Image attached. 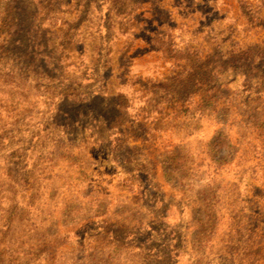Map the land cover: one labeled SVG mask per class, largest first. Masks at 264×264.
I'll return each mask as SVG.
<instances>
[{
    "label": "rangeland",
    "instance_id": "1",
    "mask_svg": "<svg viewBox=\"0 0 264 264\" xmlns=\"http://www.w3.org/2000/svg\"><path fill=\"white\" fill-rule=\"evenodd\" d=\"M14 1L0 0V44L8 16L34 32L76 17H52L51 0ZM73 1L91 4L82 36L92 51L85 26L96 27L103 0ZM186 7L202 24L191 20L182 35L175 29L171 42L179 49L192 41L210 62L231 65L237 0H187ZM217 18L224 19L206 28ZM196 34L207 39L194 41ZM239 34L235 42L264 48V29ZM144 47L133 44L128 75L117 55L113 77L105 74L110 103L100 109L113 120H84L79 134L54 118L57 86L36 84L29 60L15 64L21 50L0 52V264H264V66L213 76L214 92L196 88L188 105H168L158 86L174 62ZM89 57L79 61L85 68L63 71L77 94L92 91ZM247 79L257 90H244Z\"/></svg>",
    "mask_w": 264,
    "mask_h": 264
},
{
    "label": "trees",
    "instance_id": "2",
    "mask_svg": "<svg viewBox=\"0 0 264 264\" xmlns=\"http://www.w3.org/2000/svg\"><path fill=\"white\" fill-rule=\"evenodd\" d=\"M261 1L262 3L256 6L248 0H237V13L231 19L225 15V18H228L235 27L229 28L228 41L233 43L234 51L229 54L232 64L228 66L225 63L210 62L211 55L205 54L204 49L200 51V47L193 46L192 41L184 42L185 46L179 49L173 41L171 42L170 39L175 29L180 28V35H182L185 29H190L188 23L191 20H197L193 19L194 14H200L186 7L187 0H178L177 5L169 4L167 0H110L111 5H107L106 8L104 6L108 4V1L103 0V5L95 11L96 27L85 26V30H89V34L95 37L96 42L92 51H89L85 43L86 39L82 36L83 24L92 11L91 4L86 10L85 5L82 6L76 2L73 4V0H51V7L54 8L52 13L50 11L52 17L72 11L75 12L76 17L72 20L66 19L63 23L57 19L55 22L53 20V25L46 32L39 30L41 27L39 24L34 32L32 27H26L24 22L8 16L2 23L5 30L1 32L5 34V39L0 44V52L8 51V48L13 46L21 50L22 59L19 57L13 62L17 64L20 60L19 65L22 64L25 67L28 66L26 60H29L31 63L29 67L34 69L33 78L36 84L46 81L47 86H57L59 93L54 95V98L58 100V106L54 118L62 126L64 132L79 134L82 132L79 125L83 124L84 120L92 118H96L99 122L105 119L113 120L112 114L100 109L101 105L108 109V103H110V100H107L108 97L104 96L109 84L105 83V74L108 73L106 80L113 77L116 55L120 57L117 65L119 71L124 72L123 75L129 74V52L136 42L147 44L148 47H144L143 52L161 53L164 58L174 62L175 72L158 86L163 90L164 100L168 102V105H188V102L192 101V96L196 94V88L198 91L207 89V92H214L217 87H211L213 76H224L230 70L237 72L243 68L255 73L260 72L264 66V48H260L257 43L241 45L240 41L235 42V39L241 31L244 33L256 28L264 29V15L262 14L264 13V1ZM12 3L15 1L13 0ZM200 6L196 4V7ZM41 10L39 7L35 13L34 22L42 15ZM222 19L224 18L210 20L206 28H213V23ZM197 21L202 24L201 18ZM57 24L60 25L59 28ZM52 30L57 32L50 34ZM21 33L27 36V43L20 40ZM188 33L192 35L195 32L189 31ZM195 36L197 37L194 41H197L199 37L197 34ZM121 38H125L126 42L123 48L117 51L116 48ZM201 39L206 40L207 37L199 40ZM131 40L133 42H129ZM50 50H52L51 53ZM78 51L80 56L73 59L71 56ZM85 53L90 54L88 65L94 69L91 74L92 80L88 84L92 91L77 94L72 90L73 86L77 85V81L65 76L63 71L70 67L75 70L85 68L83 61L79 64ZM23 60L25 62L22 63ZM45 71H50V74H45ZM258 86L259 84L254 88L248 79L243 85L244 90L249 92H254ZM67 103L69 106L64 109ZM82 129H85V126H82Z\"/></svg>",
    "mask_w": 264,
    "mask_h": 264
}]
</instances>
